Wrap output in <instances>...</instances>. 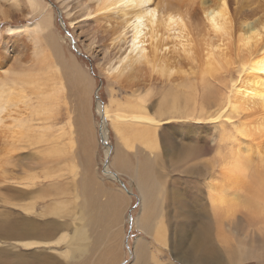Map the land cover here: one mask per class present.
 Instances as JSON below:
<instances>
[{
    "label": "bare ground",
    "instance_id": "bare-ground-1",
    "mask_svg": "<svg viewBox=\"0 0 264 264\" xmlns=\"http://www.w3.org/2000/svg\"><path fill=\"white\" fill-rule=\"evenodd\" d=\"M16 1L21 3L26 0ZM28 2L34 12L41 14V19L31 27L8 24L2 50L7 52L10 42L26 35L33 41L34 48L41 49V53L36 51L38 65L50 68L51 64H56L55 60L50 61L51 56H57L59 48L58 36L53 28L54 15L49 4L42 0ZM64 7L71 21H83L79 24L81 26L84 23L97 25L102 19L105 21L108 25V42L105 43L106 61L103 66L109 77L125 83L127 92L133 94L129 102L124 106L117 103L113 110L110 104L104 107L100 100L97 102L99 112L105 111L103 116L111 119L119 132L118 136L123 139V151H120L123 153L119 154L114 165L119 171L121 167L126 168L136 178V186L141 194V212L135 219L136 225L153 236L154 240L169 244V229L162 210L165 205L161 204L165 199L166 187H163L165 191L161 195L159 187L162 183L159 175L156 176L160 168L158 165L165 162L167 151L162 155L160 141L164 138L160 137L158 129L164 123L172 124L175 120H183V117L204 124L218 121L226 126L214 159H207L208 166L213 169L218 163L229 172L226 179L232 188L231 191L230 187L219 186L216 182L213 184V179L209 177L207 194L217 220H222L224 216H236L242 207L254 214H263L264 0H70ZM11 17L10 10L0 2V21H10ZM94 33L90 44L95 42ZM43 40L50 46L47 47L49 50L41 47ZM55 78L53 74L38 76L25 72L12 77L0 90V137L2 128H7L9 141H12L8 152L18 146L15 137L36 144L51 141L53 124L47 123L55 117L63 89ZM217 81H222L223 85ZM154 83H160L165 88L155 115L149 111ZM30 86L37 97H30ZM177 124L196 128L192 123ZM104 126L102 132L105 140L108 132H105ZM233 140L240 141L239 144L241 141H252L257 151H244L239 146L236 148ZM51 142L53 145L44 150L45 156L53 157L55 153L63 152L56 146L58 141ZM185 146L184 156L192 161L197 154L205 153L208 149L200 143ZM131 154L138 157L137 164L130 162ZM143 154L147 157H142ZM0 167L5 170L1 163ZM106 169L110 178L117 177L109 166ZM48 170L46 176L50 177ZM40 175L36 171L24 170L20 175L10 176L16 184L12 190H19V196L23 199L22 202L11 203L20 205L26 213L21 218L8 216V219L0 221V264H73L77 252L84 255L82 244L89 246L90 227L98 224L103 216L108 218L111 215L112 223L117 227L122 221V208L126 204L123 200L125 197L121 195L124 190L115 187L107 191L108 200L102 203L84 186L82 192L75 193L73 209L71 201L60 198L66 190L53 183V188H50L52 202L40 209L38 201L44 193L41 187H37L40 186ZM173 196L174 199H171L178 206L186 198ZM153 199L158 200L159 205L152 204ZM200 204L205 208L204 202ZM181 210L177 211L178 215L182 218L187 216L184 213L181 216ZM39 212L47 215L48 219H41ZM205 218L207 220L195 227L192 240L182 242L178 251L174 250L182 262L222 263L219 259L221 254L214 243L213 224ZM255 223L262 226L257 227ZM263 224V220L254 218L251 223L253 227L248 232L250 240L247 244L243 240L238 243L239 259L236 262L233 260L232 264H242V259L250 255L257 258L262 256L260 242L264 245ZM119 236L120 231L113 234V241L107 249V264L120 263ZM135 240L132 255L137 263L172 264L165 263L160 257L161 252L153 248L146 238L138 237ZM59 256H63L64 261Z\"/></svg>",
    "mask_w": 264,
    "mask_h": 264
},
{
    "label": "rangeland",
    "instance_id": "rangeland-1",
    "mask_svg": "<svg viewBox=\"0 0 264 264\" xmlns=\"http://www.w3.org/2000/svg\"><path fill=\"white\" fill-rule=\"evenodd\" d=\"M42 1L49 4L50 10H52L54 15L55 24L53 28H55L58 36L57 43L59 48L57 56L53 54L50 61L53 59L56 61V64H51L50 68H41L38 65L39 56L36 54L37 50L41 53V49L40 47L39 49L34 48L33 41L27 38L26 35L10 42L11 45H8L7 52L2 50L1 45L7 36L6 28L8 24H18V26L21 25V28L31 27L35 21L41 19V14L32 10L28 0L21 3H18L16 0H0L1 4L10 10L12 14V20L0 21V54H2L0 55L2 56L0 57V90L6 83L8 84L12 77H17L25 72H33L38 76L53 74V77L55 76V79L58 80L59 86L62 85L63 89L60 92L62 99L60 98L59 100V106L54 114L55 117L47 124H53L50 130L51 141H58L56 146L62 149L63 152L55 153L53 157H47L44 154V150L53 145V142L45 140L46 142L36 144L32 141L16 137L14 139L18 145L17 148L8 152L10 142L12 141H9L7 128H2V135L0 137V163L4 165L5 170L0 167V221L5 220V218L8 219V216L21 218L24 215L23 213H26L20 205L11 203L12 201L22 202L23 199L19 196V190H12L16 184H14L15 182L10 176L12 174L20 175L24 170L26 172L36 171L41 174L40 186L37 187H41V192H44V196L42 195V198L38 201L40 209L43 205H47L48 202H52L51 197L53 195H50L52 193L50 188H53V183L56 186H61V189L66 190L64 194L60 195V198L67 199L69 202L71 201L70 205L73 206V209L76 204L75 193L77 191L82 192L84 186L92 193L93 197H96L102 203L108 200L109 195L107 191L114 190V187L124 190V194L121 193V195L125 197L123 200L126 204L122 208L123 218L122 223H119L120 228L114 226L111 215L108 218L103 216L98 224L90 227L91 238L89 239V246L85 247L82 244V247H84L82 253L84 255H80L77 252L78 254L73 260V264H107L109 261L107 249L112 243L113 234L116 231H120L118 238L120 249L118 251H120L119 254L122 258L119 264H150L148 262L137 263L133 259V245L136 241L135 239L138 237L146 238L153 248L158 249L161 252L160 257L165 260V263L187 264L184 261L182 262L174 250L177 249L178 251L182 242H190L192 240L193 235H195V227H198V225L207 220L205 216L213 224L214 243L217 251L221 254H219V259L222 261L220 264H232L233 260L236 262L239 259L237 252L238 243L241 240L245 244L249 242L250 235L248 232L253 227L251 223L254 218L264 221V213L254 214L250 209L242 207L238 210L239 212L236 216H224L222 220L218 221L211 209L207 194L209 180L212 178L213 184L216 182L217 185L220 186L222 184L221 186H226V188L231 186V183L226 179L229 172L225 171L218 163H216L215 169L207 164V159H210V161L214 159L213 155L215 156L218 143L222 141L226 126L219 124L218 121L204 124L198 123L196 119L190 120L187 117H181L183 120H175L172 124L164 123L158 129L160 137L164 138V140L160 141L162 155L164 151H167L166 156L170 159L165 156V162H160L161 164L158 165L160 168L156 173V176L157 174L159 175L158 178L160 177V182L162 183V186L159 187L162 191L161 195H164L165 190L163 187H166L164 195L165 204L164 201L161 204L162 206L165 205L162 210L163 214L165 213L163 218L164 220L166 219L165 221L169 229V244L164 245L154 240L153 236L136 225L135 219L141 212V194L136 186V178L126 168L121 167L122 169L119 171L120 169L114 165L119 158V154L122 155L123 153L120 152L123 151V139L118 136L119 132L112 124L111 119L103 116L105 111L99 112L98 110V100H100L104 107L110 104L113 110L116 108L117 103L120 106H124L129 102L130 97L133 96L132 93L127 92L125 88L126 84L119 83L109 77L103 66L106 61L104 50L105 43L108 42L106 38L108 25L102 18L97 25L84 23L81 26L79 24L83 21H78L79 19L74 22L71 21V17L67 14V10L64 7L70 0ZM91 30L92 32L95 31V42L93 44H90L92 42ZM40 43L42 48L49 50L47 47L50 46L45 40ZM115 51L117 49L112 52ZM217 83L223 85L222 81H217ZM164 89V85L154 83V95L151 97L149 106L151 114L155 115L158 113ZM28 90H31L30 97H37L32 93V86ZM96 92L99 93V98L96 97ZM224 120L227 121L226 118ZM177 123H192L196 128L185 125L180 126ZM103 126L105 132H108L105 140L102 132ZM239 142L234 141L236 148L239 146L244 151H257L252 141H241L240 144ZM197 143L206 145L208 149L204 151L205 153L197 154L193 158L194 160L190 159V161L187 156H184L183 150L186 144L196 145ZM132 155H130V162L137 164L138 161L136 159L138 157L133 155L132 158ZM142 157H147V155L143 154ZM175 159L176 161H172ZM107 166L114 172L117 176L116 178L109 177L110 174L107 172ZM48 168L50 170V177L46 176ZM209 170L210 173H207ZM230 190L232 191L231 187ZM178 193L182 195L185 193L183 195L184 197L186 196L185 200ZM173 195L181 197L183 204L178 206L172 200L174 199ZM126 198L129 203H127ZM198 202H204L205 208H202ZM155 203L159 205L158 200L153 199L152 204ZM179 207H182L183 210ZM179 210H181V216H184L183 213L187 216L180 217L177 213ZM40 215L41 219H48L47 215L42 213ZM130 215L132 216L131 229H129ZM256 226L261 227L262 224H257ZM174 233L177 235L175 236ZM170 240L176 243H171ZM262 244L263 242L261 241L260 251L262 256L260 258L253 257L252 255H250L251 257L247 256L242 259V264H264V245ZM47 254L50 255L48 252ZM59 257L64 261L63 256Z\"/></svg>",
    "mask_w": 264,
    "mask_h": 264
},
{
    "label": "water",
    "instance_id": "water-1",
    "mask_svg": "<svg viewBox=\"0 0 264 264\" xmlns=\"http://www.w3.org/2000/svg\"><path fill=\"white\" fill-rule=\"evenodd\" d=\"M96 97L99 98V94L97 92H96ZM129 223H130V228L129 229H131L132 228V216L131 215L129 216Z\"/></svg>",
    "mask_w": 264,
    "mask_h": 264
}]
</instances>
